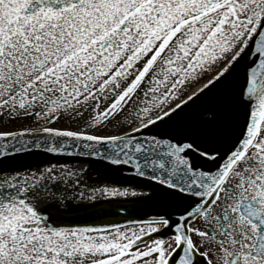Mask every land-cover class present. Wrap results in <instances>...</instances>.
Masks as SVG:
<instances>
[{
    "label": "snow or ice",
    "instance_id": "snow-or-ice-1",
    "mask_svg": "<svg viewBox=\"0 0 264 264\" xmlns=\"http://www.w3.org/2000/svg\"><path fill=\"white\" fill-rule=\"evenodd\" d=\"M0 264H264V0H0Z\"/></svg>",
    "mask_w": 264,
    "mask_h": 264
},
{
    "label": "water",
    "instance_id": "water-1",
    "mask_svg": "<svg viewBox=\"0 0 264 264\" xmlns=\"http://www.w3.org/2000/svg\"><path fill=\"white\" fill-rule=\"evenodd\" d=\"M51 162L53 163L60 162V163H65L69 165L76 164V160H74L73 158H69V157H52ZM89 175H90V179L88 180V183L98 182L99 180L103 178L102 172L98 169L90 168ZM108 219H111V218H104V222L106 223ZM118 219H119V222L121 223H128L126 218L120 217Z\"/></svg>",
    "mask_w": 264,
    "mask_h": 264
},
{
    "label": "rangeland",
    "instance_id": "rangeland-1",
    "mask_svg": "<svg viewBox=\"0 0 264 264\" xmlns=\"http://www.w3.org/2000/svg\"><path fill=\"white\" fill-rule=\"evenodd\" d=\"M104 132L112 131V132H118L119 129L112 127L111 125L108 128L103 129Z\"/></svg>",
    "mask_w": 264,
    "mask_h": 264
}]
</instances>
